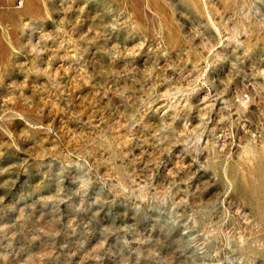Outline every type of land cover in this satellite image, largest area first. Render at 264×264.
Returning <instances> with one entry per match:
<instances>
[{"label": "rangeland", "instance_id": "rangeland-1", "mask_svg": "<svg viewBox=\"0 0 264 264\" xmlns=\"http://www.w3.org/2000/svg\"><path fill=\"white\" fill-rule=\"evenodd\" d=\"M0 264H264V0H0Z\"/></svg>", "mask_w": 264, "mask_h": 264}, {"label": "built area", "instance_id": "built-area-1", "mask_svg": "<svg viewBox=\"0 0 264 264\" xmlns=\"http://www.w3.org/2000/svg\"><path fill=\"white\" fill-rule=\"evenodd\" d=\"M19 5H22V2H20Z\"/></svg>", "mask_w": 264, "mask_h": 264}, {"label": "bare ground", "instance_id": "bare-ground-1", "mask_svg": "<svg viewBox=\"0 0 264 264\" xmlns=\"http://www.w3.org/2000/svg\"><path fill=\"white\" fill-rule=\"evenodd\" d=\"M5 2V1H4ZM2 3V2H1Z\"/></svg>", "mask_w": 264, "mask_h": 264}]
</instances>
